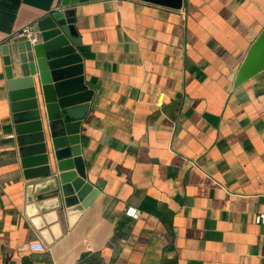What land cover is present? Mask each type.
I'll return each mask as SVG.
<instances>
[{
    "label": "crops",
    "instance_id": "0c3cea01",
    "mask_svg": "<svg viewBox=\"0 0 264 264\" xmlns=\"http://www.w3.org/2000/svg\"><path fill=\"white\" fill-rule=\"evenodd\" d=\"M59 8L0 0V47ZM66 10L92 91L80 148L97 194L66 206L24 177L0 51V264H264V69L237 81L264 0Z\"/></svg>",
    "mask_w": 264,
    "mask_h": 264
},
{
    "label": "water",
    "instance_id": "95a60500",
    "mask_svg": "<svg viewBox=\"0 0 264 264\" xmlns=\"http://www.w3.org/2000/svg\"><path fill=\"white\" fill-rule=\"evenodd\" d=\"M90 0H60L41 17L40 41L11 38L1 45L5 88L16 137L15 160L29 180L48 183L66 206H86L97 194L85 179L80 124L92 91L83 82L74 19L66 8ZM179 9L182 0H139ZM264 69V30L239 71L242 82Z\"/></svg>",
    "mask_w": 264,
    "mask_h": 264
},
{
    "label": "built area",
    "instance_id": "2783aa9c",
    "mask_svg": "<svg viewBox=\"0 0 264 264\" xmlns=\"http://www.w3.org/2000/svg\"><path fill=\"white\" fill-rule=\"evenodd\" d=\"M13 37L14 38H18V37L25 38L31 43H37L40 41V33L35 23H30V24L25 25L20 30H18L14 34ZM125 214L132 218H137L139 213L135 207L129 206L125 209ZM255 222L264 223V214L256 215ZM28 248L31 251H36V252H43L46 250V247L42 242H30L28 244Z\"/></svg>",
    "mask_w": 264,
    "mask_h": 264
}]
</instances>
